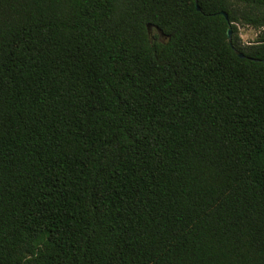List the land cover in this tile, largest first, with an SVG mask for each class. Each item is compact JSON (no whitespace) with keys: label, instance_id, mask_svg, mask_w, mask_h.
I'll list each match as a JSON object with an SVG mask.
<instances>
[{"label":"trees","instance_id":"1","mask_svg":"<svg viewBox=\"0 0 264 264\" xmlns=\"http://www.w3.org/2000/svg\"><path fill=\"white\" fill-rule=\"evenodd\" d=\"M198 5L0 0V264H264V0Z\"/></svg>","mask_w":264,"mask_h":264},{"label":"rangeland","instance_id":"2","mask_svg":"<svg viewBox=\"0 0 264 264\" xmlns=\"http://www.w3.org/2000/svg\"><path fill=\"white\" fill-rule=\"evenodd\" d=\"M148 31H149V35L151 39L154 37V35L157 34L161 41H165V38L160 33H158L155 28L149 26ZM238 31H239V35L243 43L250 44L256 41V38L258 35L257 30L250 28V27L239 26Z\"/></svg>","mask_w":264,"mask_h":264},{"label":"water","instance_id":"3","mask_svg":"<svg viewBox=\"0 0 264 264\" xmlns=\"http://www.w3.org/2000/svg\"><path fill=\"white\" fill-rule=\"evenodd\" d=\"M196 9L198 10V11H200V7H199V5H198V0H196ZM222 15H224L225 17H226V19H228V16H227V14L226 13H222ZM162 35V34H161ZM227 38H228V40H229V43H230V46L231 47H233V30H232V26H231V24L229 23V27H228V30H227ZM236 54L238 55V57H240V58H245V55L244 54H242L241 52H239V51H236ZM255 62H260V60H254ZM261 62H263L264 63V59L263 60H261Z\"/></svg>","mask_w":264,"mask_h":264}]
</instances>
